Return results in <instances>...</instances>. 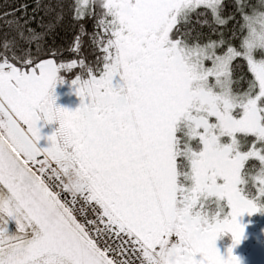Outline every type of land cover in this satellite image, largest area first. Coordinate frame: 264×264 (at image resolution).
Instances as JSON below:
<instances>
[{
  "label": "snow or ice",
  "instance_id": "1",
  "mask_svg": "<svg viewBox=\"0 0 264 264\" xmlns=\"http://www.w3.org/2000/svg\"><path fill=\"white\" fill-rule=\"evenodd\" d=\"M258 212L264 0H0V264H242Z\"/></svg>",
  "mask_w": 264,
  "mask_h": 264
},
{
  "label": "rangeland",
  "instance_id": "2",
  "mask_svg": "<svg viewBox=\"0 0 264 264\" xmlns=\"http://www.w3.org/2000/svg\"><path fill=\"white\" fill-rule=\"evenodd\" d=\"M56 105L59 107L75 110L80 105V98L70 82L58 83L54 89ZM43 124V122H41ZM57 125L44 124L41 128L42 135L51 134ZM41 145H46L42 140ZM240 222L245 225V235L242 242L233 249V253L240 257L242 264H264V213H254L251 216L244 214ZM230 235V234H229ZM232 244L223 241V236L217 241V246L223 253Z\"/></svg>",
  "mask_w": 264,
  "mask_h": 264
},
{
  "label": "trees",
  "instance_id": "3",
  "mask_svg": "<svg viewBox=\"0 0 264 264\" xmlns=\"http://www.w3.org/2000/svg\"><path fill=\"white\" fill-rule=\"evenodd\" d=\"M223 241L224 242H229L230 241V235L223 236Z\"/></svg>",
  "mask_w": 264,
  "mask_h": 264
}]
</instances>
